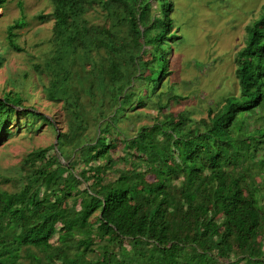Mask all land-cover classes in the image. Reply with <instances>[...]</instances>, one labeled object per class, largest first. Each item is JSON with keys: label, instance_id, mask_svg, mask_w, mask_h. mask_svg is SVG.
Listing matches in <instances>:
<instances>
[{"label": "trees", "instance_id": "16d2710c", "mask_svg": "<svg viewBox=\"0 0 264 264\" xmlns=\"http://www.w3.org/2000/svg\"><path fill=\"white\" fill-rule=\"evenodd\" d=\"M51 4L37 16L53 21L50 55L35 70L65 131L17 94L0 98V142L13 127L37 133L36 119L56 135L2 178L11 188H0V264H264V6L234 57L237 93L194 119L169 111L181 97L163 99L183 41L172 0ZM24 24L7 29L14 52ZM148 107L152 125L133 135L120 126ZM96 250L101 262L88 258Z\"/></svg>", "mask_w": 264, "mask_h": 264}, {"label": "rangeland", "instance_id": "374dc122", "mask_svg": "<svg viewBox=\"0 0 264 264\" xmlns=\"http://www.w3.org/2000/svg\"><path fill=\"white\" fill-rule=\"evenodd\" d=\"M174 6V28L180 24L182 43L175 48L168 58L172 94L169 111H187L194 119L206 116L208 107H215L220 100L237 93L234 79V57L244 46L246 27L258 16L264 0H172ZM153 7L155 4L153 3ZM52 11L51 0H6L0 9V98L8 92L21 97L22 105L33 108L55 125L65 131L60 103L46 100L42 89L47 85L48 77L36 72V66L42 68L50 55V38L53 21L38 20V15H49ZM91 15H94L93 13ZM23 19L24 26L15 29V44L21 49L14 52L8 47L7 29ZM179 31V30H178ZM179 33V32H178ZM164 90H168L165 86ZM133 114V112H130ZM129 114V115H130ZM155 109L137 110L131 121L122 119L120 126L133 135L142 125H152L157 115ZM140 115V117H138ZM24 117L19 119L22 125ZM35 121L37 133L28 132L27 127L15 131L12 136L0 142V188L9 190L11 182L2 178H12L19 170V165L28 153L50 147L56 143V135L48 123L39 119ZM14 124V123H13ZM102 132L109 131L107 122L100 124ZM91 129L90 134H92ZM58 161L65 164L57 151ZM120 154V153H118ZM151 183L148 177L139 183L144 186ZM60 187H63L60 185ZM68 219L71 211L64 204ZM116 242V238L113 237ZM77 245V244H76ZM115 246V245H114ZM88 258L98 259L102 256L98 250L90 253Z\"/></svg>", "mask_w": 264, "mask_h": 264}]
</instances>
